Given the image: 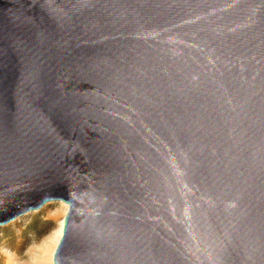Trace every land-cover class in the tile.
I'll return each mask as SVG.
<instances>
[{
    "label": "water",
    "instance_id": "obj_1",
    "mask_svg": "<svg viewBox=\"0 0 264 264\" xmlns=\"http://www.w3.org/2000/svg\"><path fill=\"white\" fill-rule=\"evenodd\" d=\"M60 200L55 264H264V0H0V225Z\"/></svg>",
    "mask_w": 264,
    "mask_h": 264
},
{
    "label": "rangeland",
    "instance_id": "obj_2",
    "mask_svg": "<svg viewBox=\"0 0 264 264\" xmlns=\"http://www.w3.org/2000/svg\"><path fill=\"white\" fill-rule=\"evenodd\" d=\"M61 208L60 203L48 202L40 209L29 211L0 225V258H2V254H5L3 247L12 253L16 252L22 258L34 244L39 243L42 237L57 227L59 220L54 215ZM19 244L21 249L18 252L16 248Z\"/></svg>",
    "mask_w": 264,
    "mask_h": 264
},
{
    "label": "bare ground",
    "instance_id": "obj_3",
    "mask_svg": "<svg viewBox=\"0 0 264 264\" xmlns=\"http://www.w3.org/2000/svg\"><path fill=\"white\" fill-rule=\"evenodd\" d=\"M55 203H60L62 208L54 216L58 217L57 227L54 228L49 234L42 237L41 241L34 244L22 258L15 252L12 253L4 248V253L2 258H0V264H55L54 254L56 248L64 234L65 217L69 211V204L64 201H51ZM3 237V236H2ZM17 251L19 252L21 246H17Z\"/></svg>",
    "mask_w": 264,
    "mask_h": 264
}]
</instances>
